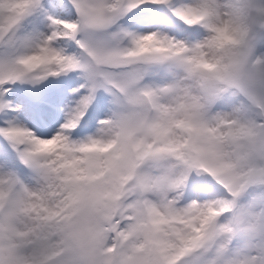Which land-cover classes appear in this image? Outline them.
<instances>
[{"label":"snow or ice","instance_id":"6c2138e0","mask_svg":"<svg viewBox=\"0 0 264 264\" xmlns=\"http://www.w3.org/2000/svg\"><path fill=\"white\" fill-rule=\"evenodd\" d=\"M0 49V264H264V0H0Z\"/></svg>","mask_w":264,"mask_h":264},{"label":"rangeland","instance_id":"374dc122","mask_svg":"<svg viewBox=\"0 0 264 264\" xmlns=\"http://www.w3.org/2000/svg\"><path fill=\"white\" fill-rule=\"evenodd\" d=\"M174 3L179 4L183 2H187V0H173ZM142 10L144 12H142ZM136 14V22H130L128 17H125L121 23L130 31L134 32H145V31H155L159 30L163 33H166L169 36H175L177 39H185L189 42L195 38L196 30L187 29L183 26L179 21H176L175 18H172V22L168 24L162 23V17L167 12L164 8H141L134 10ZM57 15H60L56 13ZM133 14L130 13L129 16ZM46 24V22H45ZM41 31L45 30L44 27L40 28ZM22 31H31V26H27ZM2 51V49H0ZM155 71V70H154ZM157 83L162 82V74L154 75L151 77ZM83 80L78 73H69L67 75L46 80L42 82L40 85H37L34 91L38 92H48L55 95L57 99V103L59 104L58 109L55 111L54 116L59 120L60 123L66 118L68 111L74 106L75 99L78 97H74L72 93V89L79 86ZM17 87L21 88H31L29 85H17ZM111 107V106H110ZM110 112L107 109H101L100 106L94 105L89 110V115L86 118L92 124H96V122L100 119H105ZM58 126V125H57ZM95 127L91 129V131H86L84 135H91L95 132Z\"/></svg>","mask_w":264,"mask_h":264},{"label":"trees","instance_id":"16d2710c","mask_svg":"<svg viewBox=\"0 0 264 264\" xmlns=\"http://www.w3.org/2000/svg\"><path fill=\"white\" fill-rule=\"evenodd\" d=\"M142 12H144L143 10H142ZM58 14H60L61 16H64L65 14H63V13H59V12H57Z\"/></svg>","mask_w":264,"mask_h":264}]
</instances>
